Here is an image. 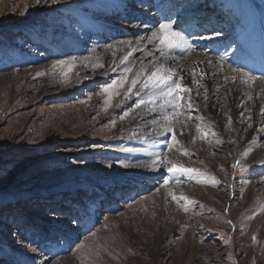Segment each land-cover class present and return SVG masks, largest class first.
Here are the masks:
<instances>
[{"label": "rangeland", "instance_id": "1", "mask_svg": "<svg viewBox=\"0 0 264 264\" xmlns=\"http://www.w3.org/2000/svg\"><path fill=\"white\" fill-rule=\"evenodd\" d=\"M84 1L0 0V264H67L66 258L75 264H264V161L244 162L211 133L187 150L171 136L172 149L198 170L160 176L177 200L170 195L166 204L156 203L157 187L130 186V171L147 160V147L123 127L151 106L133 94L125 100L128 84L105 102L102 88L123 71L102 62L110 42L99 50L95 45L134 33L91 30L81 14ZM244 1L264 15V0ZM212 8L215 17L221 14ZM122 16L121 25L132 31L144 24ZM236 17L219 31L232 42L239 35V45L237 31L248 25ZM57 61L66 63L53 69ZM187 102L183 110L196 128L197 113ZM169 152L166 146L162 157ZM237 160L244 170L232 167Z\"/></svg>", "mask_w": 264, "mask_h": 264}, {"label": "bare ground", "instance_id": "2", "mask_svg": "<svg viewBox=\"0 0 264 264\" xmlns=\"http://www.w3.org/2000/svg\"><path fill=\"white\" fill-rule=\"evenodd\" d=\"M64 1L68 4H72L71 2H75L73 4L78 3L77 0H59L58 3H63ZM209 1L85 0L81 14L87 19L88 23H91V30L100 29L96 33L101 32V30H104L107 35L109 33L113 35L117 32L134 33L128 40L104 38L103 42L97 39L96 50L103 49L106 41L115 46L111 49L109 47L105 48V53L101 54L102 62L106 63L105 65L108 68H116L118 71H123L125 66L132 67V72L128 74L129 80L134 77V74L141 67L151 70L154 63H163L165 67L174 69L178 76L182 75L184 77V83L193 89L191 102L197 113L198 124L205 129H210V133L215 132L216 135L214 137H219L220 141L225 143L227 152L232 153V151H235L244 162L247 161L249 164L262 162L264 161V131L258 133L255 129L259 126L264 127V115L260 113L261 107H264V92L261 91V89H264V75L262 77L256 74V70L264 72V67L261 66L259 68L258 66L261 61L264 63V15L260 12L256 13L251 3L248 4L244 0ZM200 2L202 5L198 6ZM33 3H35V0H31L30 4ZM48 4L54 5L56 3H52L51 0H47V2L41 0L38 6H47ZM212 6H217L219 11H222L220 16L214 17V8ZM92 10L93 14L90 12ZM89 12L90 16L88 17ZM125 13L127 15L129 13V16L134 18L138 16L144 24L140 27L135 26V31L125 28L121 25L122 15H125ZM96 15L101 16L100 19L93 20ZM172 16H178L179 18L175 23H172L175 30L181 31L182 27L187 28L185 34L189 37L192 45L190 53L176 49L168 54V59H164L145 39L141 45L142 50L133 53L129 58L128 65L119 64L120 58L129 51L126 46L119 45V41L130 40L135 42L141 36L147 37L152 30L158 27L159 23L168 22V18ZM236 16H241V21L248 25L246 30L238 29L237 31V27L239 28L237 25L240 22H234V26H237V33L241 35L239 45V35L232 42L233 38L230 35L227 37L219 32L216 33V30L220 29L222 25L232 23ZM209 18L210 20H208ZM197 21H199V24L196 23ZM209 26L210 28H208ZM206 30L210 31V33H207ZM201 32H205L206 36L197 37ZM252 44L254 45L253 47L251 46ZM214 50L218 52L214 54ZM149 52L152 55H149ZM209 61L212 63L209 64ZM221 65L222 71L220 70ZM193 68L197 70V79H199V73H206L205 79L201 81L205 88H198L197 85L192 83L190 70ZM232 69H239L240 73H246L258 79L254 84H244L240 79H237L235 84L230 79L225 81L224 77L226 75L229 77L236 75ZM205 89H207V101L204 99ZM135 91L134 89L133 95L136 98H145L147 105L151 106L150 109H152L153 103L150 102L152 98L144 93L137 96ZM197 92H199V95H197ZM185 95L187 96V94ZM162 103V98H156V106H154L155 108L158 107L156 111L145 110L144 114L142 109H140L135 119L123 129L136 131L135 141L143 143L147 147L145 149L147 160L139 166L132 167L133 169L130 171V186L135 188L140 186L141 189H146L151 185L153 188L157 187L159 194H155L152 197L153 200L156 203L163 200L162 203L166 204L171 190H169L168 185L165 186L164 182L160 180V176L167 172L169 166L167 161H172L185 167H188L192 162L180 156L174 149L169 152L167 159L162 157L164 148L170 142L168 138L172 134H161L159 139L156 140L155 132L163 133L164 117L170 115L173 111L171 107L160 108ZM157 116H163V120L158 121ZM249 116L251 120L248 119ZM229 117L232 118L231 126L228 125ZM179 120L182 122V118L179 117ZM185 121L186 126H182V123L176 124L175 131L177 140L187 150L188 143L200 138L196 133V128L190 127L192 125L188 120L185 119ZM146 129L152 130L153 134L150 136L143 135L141 130ZM181 131H183V135H179ZM245 152H248L246 157L243 155ZM154 158L162 159L163 162L150 167L149 165ZM223 163V158L219 157L218 164ZM142 180L147 184L141 183ZM109 219H112V217ZM66 261L67 264H75L70 258H66Z\"/></svg>", "mask_w": 264, "mask_h": 264}, {"label": "snow or ice", "instance_id": "3", "mask_svg": "<svg viewBox=\"0 0 264 264\" xmlns=\"http://www.w3.org/2000/svg\"><path fill=\"white\" fill-rule=\"evenodd\" d=\"M36 4H40L41 0H35ZM47 2V0H45ZM52 3H58L59 0H51ZM136 27H140V25H136ZM147 40L148 44H151L153 48L156 49L157 52L160 53L161 57L164 59H168V54L173 52L176 49H181L187 53H190L192 51V45L190 43L189 37L183 32V31H177L174 29L173 24L169 22H163L159 23L158 27H156L154 30L151 31V34L147 37L141 36L139 37L135 42L133 41H119V45L126 46L129 51L119 60L120 65H128L129 58L133 55L136 51L142 50V43L144 40ZM110 49L115 47L113 45L108 46ZM149 55H152L151 52H149ZM65 61H57L52 65L53 69H56L58 67H62L65 65ZM209 64L212 62L209 61ZM103 64H97V67H103ZM113 71H116V68L112 69ZM220 70L222 71V65L220 66ZM233 72L236 73V75L232 76H225V81H228L229 79L233 84L236 83L237 79H240L242 83L244 84H254L257 77L249 76L246 73H240L239 69H232ZM132 72V67L125 66L123 68V75L120 77L119 80L113 81L111 84H107L102 88V92L105 93L108 97V99L105 101L107 104L110 105L111 99L114 95H119V89L124 88L125 84H128L129 87L125 89V95L124 99L127 100L132 94L133 90L135 89V95L140 96L141 93H144L145 95L152 98L150 101L151 103H155L156 98H162L163 103L160 105V108L165 107H171L173 109L172 113L170 115H167L164 117V123H163V133L157 132V135L171 133L172 134V141L175 144H178L179 141L177 140V133L175 131V125L182 123L179 120V117H185L186 120H191V116H187L185 111L183 110L185 108V105L182 104V101H185L187 99V105L186 107L188 109H191L193 107L191 103V94H192V87L189 85H186L184 83V77L182 75L178 76L177 72L170 68L165 67L163 63H154L151 67V70L141 67L135 74L134 77L129 80L128 74ZM191 76H192V83L197 85L198 88H205L204 84L201 83L205 79L206 73H199V79H197V70L195 68L190 70ZM39 75H44V73H39ZM262 92H264V89H261ZM207 89H205V101L208 100L207 96ZM184 94H187L185 96ZM197 95H199V92H197ZM251 99V97H249ZM141 103H143V100H141ZM136 107H140V104L138 103ZM156 108L153 107L150 109V111H155ZM261 115H264V107H261L260 109ZM123 118V117H122ZM249 120H251V117H248ZM232 124V118H228V125L231 126ZM186 126V124L182 125ZM251 127V125H249ZM261 131H264V128L261 129ZM196 133L199 135V138L202 140H206L210 129H205L201 125L196 126ZM179 135H183V131L179 133ZM211 135L215 136V132H211ZM195 142V140H193ZM217 144L222 143L219 139L216 140ZM173 148V144L168 145L169 151H171ZM183 155H189V153L185 150L182 152ZM243 155L246 157L248 155V152L243 153ZM162 159H153L150 163V167L156 166L158 163H162ZM168 168L167 171L169 173H196L198 172L197 169L188 168L181 164L174 163L172 161H167ZM233 168L239 167L241 170H244V166L241 164L239 160L236 161L232 165ZM213 181H215V178L213 177ZM204 181L197 180V183H203ZM169 181L165 180L164 185L167 186ZM173 200H177V197L172 194ZM181 200L187 199L186 197L181 196ZM189 203H192V201H189ZM264 210V209H262ZM184 211L187 212L188 208L185 206ZM230 223V222H229ZM253 240H255V237H253ZM82 247V246H81Z\"/></svg>", "mask_w": 264, "mask_h": 264}]
</instances>
